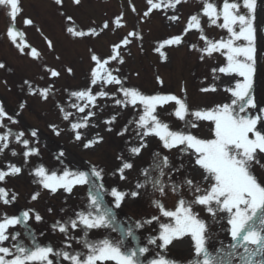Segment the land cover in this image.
<instances>
[{
    "label": "snow or ice",
    "instance_id": "obj_1",
    "mask_svg": "<svg viewBox=\"0 0 264 264\" xmlns=\"http://www.w3.org/2000/svg\"><path fill=\"white\" fill-rule=\"evenodd\" d=\"M62 2L63 0H56L57 4H62ZM74 2L79 4L80 0H74ZM147 2L150 8L145 12L146 16L152 9L161 7V3H154L153 0H147ZM181 2L182 0H166L163 6L175 8ZM201 2L204 5L202 13L209 17L211 24H217L222 18L223 22L219 26L227 30L228 38L211 40L203 35L199 14L189 17L184 34L192 29L199 30L201 39L205 41L202 51L208 55L219 52L226 57V65L219 69H213V71L229 75L237 74L242 78L235 81L234 87L226 89L233 97L230 103L216 105L213 108L192 109L186 100L174 94L146 95L135 87L125 86L124 79L113 74V70L106 67L111 60L119 59L120 44L113 45L114 55L107 59H102L95 54L91 56V59L96 62V67L91 71L90 80V84L93 86L98 83L118 85L117 90L122 94V98L115 100L117 105L135 107L139 104L143 106L142 114L137 120L132 121L140 130L138 135L141 139L139 146L129 149L132 154L139 155L146 147L144 138L155 135L162 141L164 148L180 147L181 152L190 151L195 157V164L205 171L204 180L209 182V186L201 188L193 179L185 178L183 184L193 193V199L185 200L181 197L174 211L167 210L160 200L152 202L163 217L172 218L174 222L161 223L159 235L148 238L147 244L167 249L174 240L190 236L194 249L192 258L186 261H177L158 253L154 258L147 259L145 254L149 253L150 249L137 242L136 229L159 218L154 216L143 222L135 221L134 226H125L122 230L120 224L123 222L118 221L114 209L121 206L126 196L136 197L139 193L136 191L129 193L115 187L109 191L103 183V169H98L95 166L88 171L65 168L58 175L56 171L50 172L43 165H39L34 169V176L38 179L33 182H38L44 189L56 192L63 188L65 191L71 192L76 185H88V204L85 208L76 212L74 218L70 217L64 222L56 221L52 225L53 229H58L59 232L65 234L66 240L69 226L73 230L79 227L83 231V236L75 239L83 246L84 251H68L71 244L67 242L59 249H54L51 244L41 245L36 240L30 226L26 229L31 240L30 243L26 244L18 240L20 234L16 233L11 237L15 241L11 247L2 246L3 242L9 239L8 229L22 222L27 224L32 210L23 211L20 217L8 216L5 213L0 217V264H54L52 257L57 258L55 264H59L60 259L68 261L69 264H108V262H114V264H264V180L259 179L256 174L257 167L264 169V108H259L253 94L258 65L257 27L255 24L257 0H223L220 7L217 6L215 0H201ZM0 6L9 9L8 15L12 23L7 30V35L23 52L26 45L22 40L17 42L22 34L14 25L18 14L22 12L20 0H0ZM67 19L71 20L72 17L69 16ZM119 19L116 20L118 26ZM169 19L178 20L179 17L173 15ZM25 23L32 25L34 22L26 18ZM103 28H108L107 22L104 23ZM67 31L76 37L99 34L95 29L85 32L78 30L75 26L68 27ZM135 35V32L128 33L121 43L129 44L128 37ZM240 41L244 43H238ZM181 42L182 35L169 37L163 40L155 51L166 59L161 50L165 46L179 45ZM48 45L52 47L50 40ZM30 55L36 58L39 53L35 48H31ZM120 62L123 63L122 59ZM4 67L5 65L0 63V68ZM66 70L69 73L72 72L71 68ZM49 72L52 77L60 75L54 69H49ZM157 79L163 83L159 77ZM25 83L29 82L25 81ZM215 90L214 86L202 89V91ZM29 91L32 94H39L46 100L50 89H36L29 84ZM72 95L79 100L88 102L83 106L73 105L79 112H84L89 104L95 105L97 97L114 96L115 93L109 94L101 90L93 94L91 88H87L73 92ZM170 102L175 104L172 114L184 121L182 130H173L157 114L158 106H164ZM20 107L23 108L24 105L21 104ZM94 114V112H88L82 122L71 124L77 141L82 139L78 130L87 127L88 118ZM70 115V113H65L64 119L67 120ZM189 116L192 119H187ZM5 118L16 123L15 119L9 116L3 105L0 104V127H4ZM115 119L116 117L113 116L106 123H111ZM199 121L212 122L214 128L211 139L201 138L190 131V129L199 127ZM258 125H260L259 128ZM50 127L59 135L55 125H50ZM124 131H127V128ZM10 135H12L11 130L0 134V152L8 148ZM36 135L37 130H32L31 136L36 137ZM23 137L24 133L19 132L15 135V140L25 147V158L38 154L39 150L29 147V140L23 139ZM101 141L102 137L88 140L84 147L90 148ZM12 154L16 155V152L13 151ZM63 155L64 153L61 151L57 159L59 160ZM168 166V157L154 153L153 163L142 171L144 182H138L136 187L146 188L150 184L154 191L163 195L166 185L162 178L165 176V169ZM132 167L131 162L124 161L117 169L120 178L125 179V170ZM20 172V167L9 164L7 171L0 170V182H3L6 176L17 175ZM180 187V185L173 184L172 191L177 192ZM105 195H110L113 198L112 205L105 202ZM38 196L39 193H34L32 199L35 200ZM15 200L16 194H13L9 199L8 190L0 187V202L8 204ZM197 205L203 206L213 218H216L219 213L225 214L223 219L228 225L226 231L231 238L230 243L225 244L223 241H218L219 247L210 246L209 226L193 210ZM41 219L38 213L35 214L37 222ZM101 228L117 232L118 235L116 237L106 235L104 238L96 240L89 238L91 230Z\"/></svg>",
    "mask_w": 264,
    "mask_h": 264
},
{
    "label": "rangeland",
    "instance_id": "obj_2",
    "mask_svg": "<svg viewBox=\"0 0 264 264\" xmlns=\"http://www.w3.org/2000/svg\"><path fill=\"white\" fill-rule=\"evenodd\" d=\"M142 2H139V0H132L134 5L137 7L138 10H141V15L144 14V10L146 7V3H144V0H140ZM183 1V0H182ZM35 2V3H34ZM153 2H160L162 9H161V14L155 12V15L153 16V20L150 19L145 26H152L151 27V33L156 36L158 40H160V43L168 39V34L173 32V31H165L171 29H176L182 32L180 35H184L185 33V28L186 25L189 22L188 19V14L191 9H186L187 5L189 3L183 2V4L178 7L176 5L175 8L171 7H164L163 4L166 3V0H153ZM24 3V4H23ZM22 7L23 10L26 11V14L29 16L35 15V20L38 22V25L42 27L44 26L43 34L50 35V37L53 39V44L54 47L52 49L54 50H48L47 48L43 47L41 38L39 36V31H37V28L34 27L29 29V33L27 34V37L29 41H32L35 43V45L41 47L43 49V59L39 54L38 57L34 58V60H31L30 58L32 57H27L26 52H22L18 50L15 47H11L10 44L6 46V49L4 47H0V63H3L5 65L4 68H0V104L3 105L4 109L5 107H8L10 111H6L9 116L13 117L16 121V123H12L10 120L5 118L3 124L4 128L0 127V132L3 131V133L8 132L11 130L12 135L9 136V146L8 148L4 149L2 152H0V170L7 171V165L12 164V165H17L19 163V157L18 155H13V149L14 146L18 143L15 140V134L18 132L12 128L13 125H15L16 128L23 129L26 133H24V137L28 133L29 127L31 125H36L39 123V119L42 121L44 120L46 123L49 124V128L54 132L53 136H55L57 139H63L64 142V148L68 150V153L64 148H59L61 150H58V154L63 151L64 155L60 158L63 159V162L67 163L65 168L70 169V170H84V166L81 164V160L78 159L76 154H80L82 150H87L88 154L85 156L88 157V159H94L96 155L99 153H94L93 150L97 149V146L99 143H96L94 146L90 148H85L84 144L88 140H93L96 139L97 137V132L99 136H105V134H108L109 132V126L110 123H106L108 119H106L103 115H101L99 112H95L94 109H96V106L98 104V101L96 99L95 105L92 106L89 104L88 107L85 108L84 112H79V116L73 117L74 122H82L85 117H87L88 112H94L95 114L88 118L87 120V127L81 128L78 131H80L82 139L77 141L74 136V132L71 129V120H66L59 114H57L53 108H52V102L54 101L57 92L58 95L60 94L61 91L64 89H70L71 91L77 92L78 89L80 90H85L87 88H91L93 93H98L102 89L101 87L106 89V85L102 83H98L97 85L93 86L90 84L91 80V72L89 68H93V66L89 67V65L86 62V60H81L78 58V51L82 50V44L83 43H78L77 41H72L69 39H65V37H60L61 36V25H63V14L62 12L57 9L56 7L51 9L48 6H52L47 3V0H23ZM31 3V5H29ZM33 4V5H32ZM68 7H66V13L72 15L77 22H80V16L82 14H86L89 9L92 8V13L94 14H88L87 17L89 18L92 16L96 15V11H99L98 8L103 9L105 6L104 4L100 3V0H98L97 3H93L92 0H85V5L81 6L79 5H72L70 3H67ZM145 4V5H144ZM91 5V6H89ZM220 5V3L217 4V6ZM148 6V2H147ZM6 8V7H5ZM35 10H34V9ZM120 6H118V9ZM199 8V5L195 8L197 10ZM98 9V10H97ZM179 12V19L178 20H171L169 17L175 15L177 16V13ZM24 14V13H22ZM78 16V17H77ZM187 17L188 21L185 20ZM96 17V16H95ZM157 18V19H156ZM140 20L141 18H138L136 22L134 23L135 27L140 28ZM100 21V20H99ZM15 22L19 27H23V23L21 20V16H17ZM11 23L8 11L3 8V6H0V33L3 31V29L6 31V27ZM201 27L203 29V35L207 36L211 40H220L221 38L227 39L229 34L226 29H221V31H216L214 33L211 32V28H215V25L211 24L210 21H201ZM83 24V22H82ZM90 24V23H89ZM87 24V26L89 25ZM256 27H257V52H259L258 57L260 58L262 51V43H263V34H264V0H257V20L255 21ZM37 25V26H38ZM134 26H127L128 27H134ZM126 28V29H127ZM145 28L148 27H143V31ZM150 28V27H149ZM47 31V32H46ZM193 32H191L192 36L190 35V39H183L182 42L179 45H174V46H166V47H171V48H165L166 50L162 49V52H166L165 56L166 59L161 57V54L156 52L155 49L157 47H152L154 44L152 41L154 38L149 37V35H146L147 32H145V35L143 32H141V37L140 39H133L131 45L129 48L131 50L129 51V56L126 58L127 63H134L132 69H131V74L138 77V74L140 76V80L142 79L141 75L146 77L149 76L150 80V86H152L151 82H154L155 84L159 85V81L157 79V72L165 79V80H170L173 78H178L177 76L184 73L185 79L188 78L187 70V63L188 61L190 62L189 66L193 63L195 68L200 72L203 73V70L208 71V67L213 64V60L216 57H221L222 54L217 52L213 53L212 55H208L207 53L203 52L200 47H198L197 44H200V41L202 40L204 45L205 41L201 39V32L196 29H192ZM4 33V31L2 32ZM150 33V34H151ZM122 34V33H121ZM166 35V37H164ZM148 36V37H147ZM147 39V40H146ZM115 39L111 40L114 41ZM191 40L193 41L192 45H188V41ZM41 42V44H40ZM72 42V43H71ZM77 43V44H74ZM93 43V50L96 48V46H101L100 39H97L96 41H92ZM238 43H244L243 41H240ZM195 45V47H192ZM159 47V46H158ZM37 48V47H36ZM38 49V48H37ZM86 50L89 52L90 50L86 47ZM182 50V51H181ZM185 50L188 51L191 60L188 59L186 62V65H182V61L179 60V55L180 51L181 54L185 53ZM54 51H57L62 58L60 60L64 61L65 65H68L69 68H71L75 72V77L79 78L80 84L77 81H74V76L72 73L67 74L66 76H63L65 72V67L60 68V62L57 60H52L54 55ZM97 51V50H96ZM100 51V50H99ZM199 52H203L201 55H198ZM22 53H25L24 55ZM151 55V56H150ZM50 57V58H48ZM203 57V58H202ZM28 58V59H26ZM45 61L42 63L41 61ZM50 61L52 64H54L56 68H58L62 75H60L56 79H48L49 75V70H47V67L45 65L46 62H49L48 64L51 65ZM227 63L226 60H224V63L222 67ZM60 67H58V65ZM91 65V63H90ZM52 69V67H49ZM89 70V71H88ZM92 71V70H91ZM157 71V72H156ZM137 73V74H136ZM220 73V72H219ZM221 74V75H220ZM220 74H214L209 78H206L209 76L207 73L202 74L204 75L203 77H199L197 82L194 84H190L188 87V93L192 91V94L195 95L197 92L196 90L199 89H206V88H211L215 87V91H207L209 92L211 102H208L205 105H191V107H195V109H204V108H213L216 105H222L225 103H230L231 99L233 97L231 96V93L227 91L226 89L234 87L235 84V76L236 75H225L224 73ZM179 79V78H178ZM43 80L44 84H47L49 82L52 85V91L51 89L49 91V100L47 103H44L45 100L39 95V94H32L29 91V84L33 87V85L37 82H40ZM25 81H28L29 83L26 84ZM192 82V81H191ZM73 84H78L76 86L70 87V85ZM164 88V87H163ZM152 90H154L153 86L151 87ZM196 89V90H194ZM111 93L115 92L114 90L110 91ZM226 92V93H223ZM212 94V95H211ZM57 95V96H58ZM73 104L74 105H80L83 106L84 104L88 103L87 101H82L79 100L77 97L74 96ZM223 100V101H222ZM226 100V101H225ZM23 104L24 107L21 108L20 105ZM101 104H105L102 103ZM105 104L103 107L106 108ZM108 106V105H107ZM33 112L32 116L27 117V114L29 113L28 111ZM119 108H115L114 110H110L111 114L115 115L119 112ZM21 112V113H20ZM170 112H168L169 114ZM189 119H192L191 116H189ZM27 121H30L28 123ZM27 122V123H26ZM50 125H55L56 129L59 131V135L56 134V132L53 130ZM29 126V127H28ZM134 127H136L135 124H133ZM260 126H258L259 128ZM179 130H182V128H178ZM31 132V130H29ZM139 129H137L136 133L132 137L131 143L129 145V149L134 146H139L141 143L140 136L138 135ZM190 131L204 139H211L212 138V132H207L205 129H190ZM29 139L31 140V133L27 134ZM74 137V138H73ZM35 138V137H33ZM111 138V137H110ZM156 138L155 135H149L148 137L144 138L145 144L150 143ZM69 140V141H68ZM72 140V141H70ZM43 149V147H42ZM124 150L125 155H123V158H125V161L131 162L133 164V167L131 169L125 170L124 176L126 177L125 179L118 178L120 175H117V180L114 182L115 187H117L121 191L125 192H132L136 191V185H137V169L135 162V157L136 155L132 154L130 150ZM70 153V154H69ZM91 153V154H90ZM94 156V157H93ZM102 156V155H99ZM107 156V155H106ZM107 157H111V154L108 155ZM182 159L188 162L190 165L191 171L194 175H197L199 178L204 180V176L206 175L205 171L197 166L195 164V157L192 155V153L189 151L187 153H184L182 156ZM80 160V161H79ZM83 162V161H82ZM64 168V169H65ZM63 169V170H64ZM62 170V171H63ZM61 171V172H62ZM88 171V170H85ZM23 175H27V172H25ZM8 177L16 178V175H9ZM18 178V177H17ZM38 178L35 176H31L32 182L34 180H37ZM34 183V182H33ZM36 186L39 188L42 187L38 182L34 183ZM0 187L7 189V186L3 185V182H0ZM43 188V187H42ZM8 193L10 194L9 190ZM57 193H61L65 195L68 194L67 191H65L63 188H60L57 190ZM32 194V193H31ZM11 195L13 193L11 192ZM165 198L168 201V203L171 205L172 204V198L169 196L170 191H167L165 194ZM28 196L27 194L20 193L18 192V196H16L15 202L18 200L20 203L25 202L26 205L23 207V210H34L35 208L39 207L40 204V197L38 196L37 199L33 200L32 196ZM135 197L132 196H126L124 201L126 200H132ZM110 199H113L110 197ZM31 203V209L28 208V204ZM76 209V208H75ZM74 209V210H75ZM18 213V212H16ZM225 216L224 213H219L216 218L211 217L212 224L217 225V233L221 237H226L227 235L229 236L228 232L226 231L228 228V225L226 221L223 219ZM216 233V234H217ZM230 237V236H229ZM10 238L6 241L3 242L2 246L9 247L10 244ZM45 244H51L50 242H45ZM173 250L172 252L179 253L181 256H184L186 258L183 259V261H186L187 259H190V257L187 255H193L194 254V249H193V241L190 236H185L180 239H176L173 241L172 244L168 246ZM186 254H185V253Z\"/></svg>",
    "mask_w": 264,
    "mask_h": 264
}]
</instances>
